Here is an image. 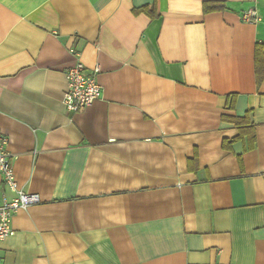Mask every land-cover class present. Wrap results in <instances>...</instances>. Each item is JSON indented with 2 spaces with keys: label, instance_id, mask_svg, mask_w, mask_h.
I'll list each match as a JSON object with an SVG mask.
<instances>
[{
  "label": "crops",
  "instance_id": "obj_1",
  "mask_svg": "<svg viewBox=\"0 0 264 264\" xmlns=\"http://www.w3.org/2000/svg\"><path fill=\"white\" fill-rule=\"evenodd\" d=\"M257 44L264 0H0V132L41 197L3 264H264ZM71 49L100 68L81 112L64 105ZM248 111L256 139L224 148L240 128L223 117Z\"/></svg>",
  "mask_w": 264,
  "mask_h": 264
},
{
  "label": "built area",
  "instance_id": "obj_2",
  "mask_svg": "<svg viewBox=\"0 0 264 264\" xmlns=\"http://www.w3.org/2000/svg\"><path fill=\"white\" fill-rule=\"evenodd\" d=\"M243 20L246 22L258 20L256 11L249 10L244 13ZM71 52L75 55V61L66 71L67 91L64 95V105L68 111L81 112L102 97L103 91L98 81L100 68L97 66L93 70H86L80 59V52L75 49H71ZM7 145L8 138L0 132V172L3 182L12 193V196L4 194L0 203V246L16 233L12 226L14 215L22 209L41 202L38 193L25 191L19 186L13 158ZM0 264H3L2 257Z\"/></svg>",
  "mask_w": 264,
  "mask_h": 264
},
{
  "label": "trees",
  "instance_id": "obj_3",
  "mask_svg": "<svg viewBox=\"0 0 264 264\" xmlns=\"http://www.w3.org/2000/svg\"><path fill=\"white\" fill-rule=\"evenodd\" d=\"M154 7L155 5L151 6H145L143 8V11L150 13V15L155 16L154 13ZM226 8V4L223 1H212V2H206L204 4V11L210 12L215 10H222ZM255 70H256V77L257 81L260 82L264 79V44H257L255 49ZM234 95H230L229 98L234 99ZM233 99H230V104L233 106ZM229 105L230 107H232ZM223 121L231 123L236 125L240 128V133L238 136L232 138V139H225L223 141V147L229 149V147L237 140L244 139L245 136H248V138L252 141L256 139L255 132L252 125L251 120V111H248L245 116L239 117V116H224ZM251 124V125H249ZM250 132L253 133L252 137H250ZM254 142L249 141V147L253 146Z\"/></svg>",
  "mask_w": 264,
  "mask_h": 264
}]
</instances>
